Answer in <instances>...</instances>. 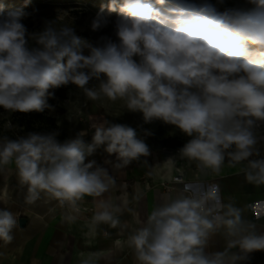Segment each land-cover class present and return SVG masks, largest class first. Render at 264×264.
I'll use <instances>...</instances> for the list:
<instances>
[{"label":"clouds","instance_id":"clouds-1","mask_svg":"<svg viewBox=\"0 0 264 264\" xmlns=\"http://www.w3.org/2000/svg\"><path fill=\"white\" fill-rule=\"evenodd\" d=\"M252 2L256 7L249 11L219 12L211 4L179 0L171 7L165 6L166 0H111L107 8L119 16V43L94 47L72 29H48L36 48L28 47L23 10L5 12L0 5V107L43 112L54 96L50 90L71 83L93 100L100 94L125 100L146 122L176 126L192 137L183 155L207 167L218 169L224 150L233 145L231 159L248 160L257 142L251 129L264 120V0ZM106 23L98 19L93 29ZM101 76L99 93L85 87ZM83 135L64 143L54 133L6 139L0 146V165L14 160L21 183L28 185L29 202L44 192L74 203L107 190L101 170L89 171L93 163H84L97 148L105 146L124 164L149 152L127 125L95 126L88 144ZM249 166L248 180L264 183V159L250 160ZM209 195L215 198L216 189ZM202 203L185 198L152 213L150 227L131 238L142 264H225L224 253L210 259L203 246L214 221L236 235L239 212L229 207L213 221L202 215ZM94 219L115 224L107 211ZM16 223L11 212L0 210V239L10 241ZM237 244L244 252L264 250V236L245 235L229 247Z\"/></svg>","mask_w":264,"mask_h":264},{"label":"crops","instance_id":"crops-1","mask_svg":"<svg viewBox=\"0 0 264 264\" xmlns=\"http://www.w3.org/2000/svg\"><path fill=\"white\" fill-rule=\"evenodd\" d=\"M94 131L81 137L86 144ZM137 138L149 152L127 164L105 146L86 156L84 163H93L89 171L101 170L107 190L74 203L44 192L29 202L28 185L21 183L14 160L0 165V210L11 212L17 222L11 240L0 239V264H142L131 238L150 227L153 212L185 198L202 201V215L209 220L229 207L239 212L236 235L214 221L203 246L205 256L224 253L225 264H264V250L229 247L245 235L264 236V183L248 180V162L222 161L213 169L187 158L182 149L152 146L140 133ZM176 175L182 179L173 181ZM165 182L172 188H165ZM213 188L215 198L209 195ZM104 211L115 224L94 219ZM21 217L27 219L23 225Z\"/></svg>","mask_w":264,"mask_h":264},{"label":"rangeland","instance_id":"rangeland-1","mask_svg":"<svg viewBox=\"0 0 264 264\" xmlns=\"http://www.w3.org/2000/svg\"><path fill=\"white\" fill-rule=\"evenodd\" d=\"M111 0H0L5 12L22 9L26 14L22 23L27 29L26 37L33 38L38 25L44 21L46 25L60 32L69 28L81 40L92 46H103L111 41L119 43L116 35L119 16L110 13L107 5ZM121 3L122 0H117ZM154 2V0H153ZM178 0H166V7L174 6ZM183 3L196 5L211 4L217 11L226 10L249 11L256 7L252 0H179ZM103 10V11H102ZM106 19L107 23L93 29L94 21ZM84 49V54H88ZM138 60V58H136ZM103 76L93 77L85 86L99 93ZM66 98L58 101L62 110L47 108L43 112H12L0 107V141L16 140L29 134H55L58 142L62 143L80 136L89 135L100 124H123L132 127L137 133L143 134L144 140L152 146L162 147L158 142L161 134L177 135L186 143L192 139L179 128L160 120L146 122L143 113L131 111L123 99L110 100L103 94L97 99H91L87 93L74 84L65 86ZM251 131L256 139L254 153L243 162L264 159V120H257ZM67 140L62 141V138ZM235 146L224 150L223 161H233L228 155L234 152ZM241 162V161H240Z\"/></svg>","mask_w":264,"mask_h":264},{"label":"trees","instance_id":"trees-1","mask_svg":"<svg viewBox=\"0 0 264 264\" xmlns=\"http://www.w3.org/2000/svg\"><path fill=\"white\" fill-rule=\"evenodd\" d=\"M51 29L57 33L60 31L57 29H54L53 27H50L46 25L44 21H41L38 25V30L33 38H27V43L29 48H36L39 47V44L37 43L38 37L45 32L46 30ZM50 91L54 92V96L50 97L48 99V104L50 105L49 108L62 110L59 107L58 101H63L66 98L67 90L65 87H60L57 89H52ZM67 140V137L62 138V141ZM158 142L162 145V147L166 148H172V149H183L184 145L186 144V141L180 138L177 135H171V134H161V137L158 139Z\"/></svg>","mask_w":264,"mask_h":264},{"label":"built area","instance_id":"built-area-1","mask_svg":"<svg viewBox=\"0 0 264 264\" xmlns=\"http://www.w3.org/2000/svg\"><path fill=\"white\" fill-rule=\"evenodd\" d=\"M182 178H181V176L180 175H176V176H174L173 177V181H180ZM163 186L165 187V188H168V189H170V188H172L171 186H170V184H168V183H163Z\"/></svg>","mask_w":264,"mask_h":264},{"label":"water","instance_id":"water-1","mask_svg":"<svg viewBox=\"0 0 264 264\" xmlns=\"http://www.w3.org/2000/svg\"><path fill=\"white\" fill-rule=\"evenodd\" d=\"M26 220H27V219H26L25 217H21V218L19 219V223H20V225H23V224L25 223Z\"/></svg>","mask_w":264,"mask_h":264}]
</instances>
